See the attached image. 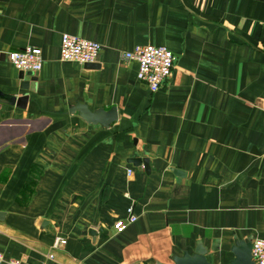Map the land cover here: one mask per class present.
I'll list each match as a JSON object with an SVG mask.
<instances>
[{
	"label": "crops",
	"instance_id": "0c3cea01",
	"mask_svg": "<svg viewBox=\"0 0 264 264\" xmlns=\"http://www.w3.org/2000/svg\"><path fill=\"white\" fill-rule=\"evenodd\" d=\"M65 33L101 44L98 61H62ZM146 45L176 57L155 93L123 57ZM27 47L43 52L39 73L8 59ZM131 207L137 221L118 233ZM258 238L264 0H0L1 253L230 264Z\"/></svg>",
	"mask_w": 264,
	"mask_h": 264
},
{
	"label": "built area",
	"instance_id": "2783aa9c",
	"mask_svg": "<svg viewBox=\"0 0 264 264\" xmlns=\"http://www.w3.org/2000/svg\"><path fill=\"white\" fill-rule=\"evenodd\" d=\"M102 46L98 42L82 39L70 34H63L61 39V60L80 64H94L98 61ZM126 60L139 64L138 79L145 83L151 92H158L172 76L176 57L167 47L146 45L138 46L123 55ZM9 61L20 71L39 73L43 68V52L37 47H27L21 51L8 54ZM132 172L129 171V175ZM137 221L134 209L128 210L126 221H118L115 228L118 233L124 232L130 224ZM66 240L57 237L54 247L66 244ZM252 260L255 264H264V239L252 242ZM53 258V256H50ZM0 264H23L22 261L9 259L0 252Z\"/></svg>",
	"mask_w": 264,
	"mask_h": 264
},
{
	"label": "water",
	"instance_id": "95a60500",
	"mask_svg": "<svg viewBox=\"0 0 264 264\" xmlns=\"http://www.w3.org/2000/svg\"><path fill=\"white\" fill-rule=\"evenodd\" d=\"M93 65V64H87ZM252 243L250 242H237L232 251L235 255L230 264H255L252 260ZM175 264H211L207 261L205 255L197 253L193 256L189 253H185L182 257H178L175 260Z\"/></svg>",
	"mask_w": 264,
	"mask_h": 264
}]
</instances>
